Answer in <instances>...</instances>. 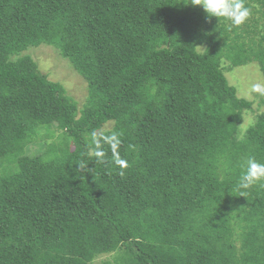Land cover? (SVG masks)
Segmentation results:
<instances>
[{"label":"trees","instance_id":"16d2710c","mask_svg":"<svg viewBox=\"0 0 264 264\" xmlns=\"http://www.w3.org/2000/svg\"><path fill=\"white\" fill-rule=\"evenodd\" d=\"M188 2L0 0V264H264V181L238 188L264 111L243 130L254 102L223 66L264 74V0L240 27ZM43 43L86 79L82 107L25 53ZM94 130L120 134L124 175L107 145L86 155Z\"/></svg>","mask_w":264,"mask_h":264},{"label":"rangeland","instance_id":"374dc122","mask_svg":"<svg viewBox=\"0 0 264 264\" xmlns=\"http://www.w3.org/2000/svg\"><path fill=\"white\" fill-rule=\"evenodd\" d=\"M25 53L37 61L41 71L48 74L50 79L61 82L66 87L68 95L78 102L79 107H82L87 97L88 83L74 68L69 59L62 56L55 46L45 43L38 46H30ZM223 66L229 82L236 87L238 95L254 102V111H249L245 114L244 123H242L244 130L247 124L255 120L257 113L264 111V94L252 90V85L256 83L264 85V74L256 61L231 69L229 60H224ZM112 126L113 123L110 122L105 126V129L110 130ZM60 133V131L56 130L54 136L47 135L45 138L30 144L27 149L28 154L42 153L48 143L59 140ZM111 255L99 256L94 264L112 260Z\"/></svg>","mask_w":264,"mask_h":264},{"label":"clouds","instance_id":"9594fccd","mask_svg":"<svg viewBox=\"0 0 264 264\" xmlns=\"http://www.w3.org/2000/svg\"><path fill=\"white\" fill-rule=\"evenodd\" d=\"M191 5L202 6L207 14V19L216 17L230 21L231 26L240 27L246 23L251 16V9L245 5V0H189ZM254 92L264 94V85L256 83L252 85ZM122 140L120 134L112 132L111 134L97 133L95 130L90 133V140L86 138V147L90 150L86 153L89 157H94L96 163H105L106 152L103 148L107 145L110 148L112 159L111 163L120 169L119 174L124 175V169L128 167V162L120 155L119 149ZM80 167H85L81 164ZM240 175L238 178V188L247 190L253 185L264 181V163L258 161L255 157L249 156L240 164ZM241 196L244 192L241 191Z\"/></svg>","mask_w":264,"mask_h":264}]
</instances>
